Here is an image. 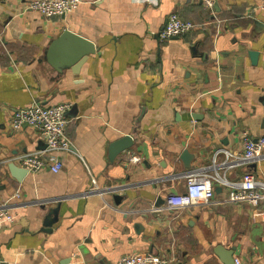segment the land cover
<instances>
[{
    "label": "crops",
    "instance_id": "obj_1",
    "mask_svg": "<svg viewBox=\"0 0 264 264\" xmlns=\"http://www.w3.org/2000/svg\"><path fill=\"white\" fill-rule=\"evenodd\" d=\"M30 1L0 0V202L21 193L10 200L16 220L0 228V264H118L136 252L169 264H224L232 253L235 263L264 264V202H232L217 184L210 204L164 209L217 148L241 151L244 137H264L262 0H217L213 10L201 0H83L54 18ZM173 13L196 27L161 41ZM67 28L96 45L79 72L47 59ZM34 100L72 104V149L57 153L59 172L18 181L8 165L46 148L33 127L11 125ZM124 135L135 143L111 162ZM246 173L264 180V152L226 177Z\"/></svg>",
    "mask_w": 264,
    "mask_h": 264
},
{
    "label": "built area",
    "instance_id": "obj_2",
    "mask_svg": "<svg viewBox=\"0 0 264 264\" xmlns=\"http://www.w3.org/2000/svg\"><path fill=\"white\" fill-rule=\"evenodd\" d=\"M83 0H31L29 9L36 11L45 18L65 16L76 9ZM206 8L213 10L217 0H201ZM264 10V0L257 5ZM196 24L190 20L182 19L178 14L168 16L163 29L158 33L161 41L175 36H181L191 31ZM72 104L59 103L46 105L39 101H32L29 105L13 111L11 125L14 130L24 126L36 129L44 138L46 148L43 151L28 153L21 157V165L28 172L35 173L43 169L57 173L63 167L62 159L57 155L72 149V141L67 135L69 119L67 112ZM264 152V137L254 139L244 137L243 149L231 151L223 147L217 148L209 164L193 169L186 175V188L180 193L166 195L164 209L183 210L196 205L210 204L215 196L217 184L229 187V198L232 202L258 205L264 202V180L254 173H246L236 180L226 177L227 171L238 166L256 163ZM21 197L19 191L11 197L0 202V228L16 220L12 211L11 199ZM167 256L156 253H132L124 255L118 264H169ZM237 264H241L236 259Z\"/></svg>",
    "mask_w": 264,
    "mask_h": 264
},
{
    "label": "water",
    "instance_id": "obj_3",
    "mask_svg": "<svg viewBox=\"0 0 264 264\" xmlns=\"http://www.w3.org/2000/svg\"><path fill=\"white\" fill-rule=\"evenodd\" d=\"M255 22L261 24L259 21ZM96 50V45L92 40L67 28L50 43L46 54L48 61L56 69L63 70L64 67H67L74 72H79L88 57L96 53ZM192 117L198 118L199 115L193 113ZM134 143V138L131 135H124L112 142L109 148L110 161L114 162L118 156L131 149ZM180 158L184 163V167L190 169L195 155L186 148L182 151ZM8 168L18 181H22L28 173L27 168L19 167L15 163H10ZM222 261L224 264H236L233 253L229 257H223Z\"/></svg>",
    "mask_w": 264,
    "mask_h": 264
}]
</instances>
